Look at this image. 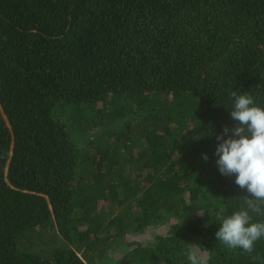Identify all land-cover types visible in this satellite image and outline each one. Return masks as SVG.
Wrapping results in <instances>:
<instances>
[{
	"label": "trees",
	"instance_id": "16d2710c",
	"mask_svg": "<svg viewBox=\"0 0 264 264\" xmlns=\"http://www.w3.org/2000/svg\"><path fill=\"white\" fill-rule=\"evenodd\" d=\"M233 91L264 108V0H0V264H264L215 237Z\"/></svg>",
	"mask_w": 264,
	"mask_h": 264
},
{
	"label": "clouds",
	"instance_id": "9594fccd",
	"mask_svg": "<svg viewBox=\"0 0 264 264\" xmlns=\"http://www.w3.org/2000/svg\"><path fill=\"white\" fill-rule=\"evenodd\" d=\"M231 95L234 105L230 115L236 125L224 127L216 136L214 154L220 174L235 175V184L249 195L242 197L239 210L217 216L222 226L215 237L229 249L252 254L255 242L264 238V220L253 222V214L264 216V108L255 106L253 97L246 92L233 91ZM203 158L207 160L208 156L204 154ZM186 255L191 264H202L196 252Z\"/></svg>",
	"mask_w": 264,
	"mask_h": 264
}]
</instances>
